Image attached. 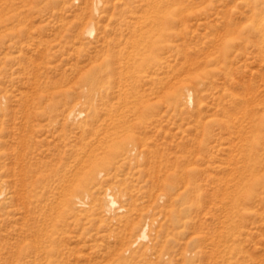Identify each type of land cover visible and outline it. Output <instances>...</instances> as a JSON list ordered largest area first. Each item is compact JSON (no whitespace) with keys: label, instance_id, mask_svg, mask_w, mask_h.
Wrapping results in <instances>:
<instances>
[{"label":"rangeland","instance_id":"374dc122","mask_svg":"<svg viewBox=\"0 0 264 264\" xmlns=\"http://www.w3.org/2000/svg\"><path fill=\"white\" fill-rule=\"evenodd\" d=\"M158 1L0 0V264H224V256L264 264V12L231 0L222 20L213 0H195L186 26L162 31L153 18ZM186 92L192 103L180 98ZM72 111L80 118H69ZM108 115L109 133L121 136L115 142L143 152L95 182L102 199L113 189L126 211H69L87 171L72 158L85 151L76 126ZM170 182L181 206L148 200ZM131 185L140 199L134 222L148 224L150 239L162 245L185 231L159 259L139 257L141 244L126 252L120 220ZM237 206L239 220L228 226ZM185 207L196 211L183 220L198 230L178 225L174 211ZM204 237L205 246L183 252ZM211 240L225 255L214 256Z\"/></svg>","mask_w":264,"mask_h":264},{"label":"bare ground","instance_id":"6f19581e","mask_svg":"<svg viewBox=\"0 0 264 264\" xmlns=\"http://www.w3.org/2000/svg\"><path fill=\"white\" fill-rule=\"evenodd\" d=\"M196 1L195 0H160L159 7H157V11L155 12L156 15H155V17L153 16L154 23H155V20H156L155 24L157 25V28H159L162 31L163 30L166 31V29H169V27L172 26V25L173 26H177V25L186 26L187 25V20L185 19V14H187L186 13L187 9L189 10V8L196 7L195 6L197 4ZM230 1L231 0H213L212 1V5H214L216 3L215 6H214V12H215L216 18H218V19L221 18L223 20V17H225L224 9H228L227 5H230V4H228ZM245 1L247 3L246 5L248 6L250 13H252V14L257 13L258 14L259 12H264V0H245ZM205 3L207 4V2H205ZM228 16H230V13L228 14ZM263 16H264V14H263ZM227 21H228V19L226 20L227 29L229 28V30H230L231 27H232V21H228V22ZM224 22H225V20H224ZM220 25H218V27H220ZM209 27H210V29L211 28H215L216 29L217 26L213 27V25H212V27L211 26H209ZM225 27H223V28H225ZM227 29L225 30V32L227 31ZM218 31H220V30H218ZM218 31L216 29V32H218ZM216 32H215L214 36L217 37V35H218V38H214L212 34H211L212 36L211 35L210 36L213 37L214 39H216L217 42L220 41L223 44L224 43L222 41L223 39L219 40V37L222 34L219 36L220 33L217 34ZM93 33H94V29L93 28L88 30V34L89 35H92ZM261 33H262V31H261ZM226 34L227 33H225L224 35L226 36ZM222 37H223V35L221 36V38ZM216 43L214 45H215V47L217 49L219 47L216 46L217 45ZM210 44L211 43H209V45ZM218 45H220V44H218ZM210 49H211V47H210ZM216 53H217V51H216ZM179 96H180L181 99L183 98V100L186 101V104H189V103L193 102V98H192L193 96H192V94H190V92H186L184 94L181 93V94H179ZM79 115H80V113L77 114L76 111H72V112H70L68 117L69 118H71V117L78 118ZM107 117L108 118H105V119L101 120L98 116H95L92 123L90 121H85L82 124L76 126L77 129L82 131L81 132V136L76 138V139L82 140L84 142L85 151H81V149L75 151L74 153H72V158H73V161L75 162V165H77V163L79 162L80 165L83 167V169H85V170L87 169V171H85L83 173L84 175L81 178L80 183L74 187V192L76 193V198L72 195V197H70L65 203L66 207H67V209H69V211L73 212L77 207H88L89 211L91 212V214H97V213H99V214H103V213L109 214V213L114 212L116 209H118L119 212H125L126 211V209L124 207V204H122L120 201L117 200V198L115 197V194L113 192V189H110V188L107 189V190H103L104 196L103 195L102 196H103V199L106 201V204L103 207V199L100 197L101 190H99V188L97 189V187L95 186V182H96L97 179H99V177H103V176L108 177L109 176L108 173L105 174V172L109 171V167L110 168H114L115 167V162L117 160L122 159L121 162H120V166H119V168L122 169V168H125L126 165H127V162L124 163L123 161H125V160L127 161L129 156L133 157V155L135 154V157L130 158L132 162L134 160H138L139 158L141 160L142 157H143V152L136 153V148H132V149L131 148H127L126 145L123 144L119 140H117L115 142V138H120L121 136H120L119 133L115 134L116 136H114V135L109 133V129H110L109 126H112L115 121L111 123V122H109L110 121L109 120V118H110L109 115ZM120 120H122V119H120ZM116 121H118V120H116ZM121 124H123V123H121ZM121 127H122V125H121ZM115 130H117V129H115ZM35 132H36V130L33 127L32 128V133H33L32 134V138L33 139H34V133ZM23 137H25V136H23ZM25 138H27V137H25ZM81 152H84V156H82ZM242 165L244 167V164H242ZM76 174L77 173H75V175L73 176L74 178L72 179V182L75 181ZM62 179L61 180L64 181L66 179V176H64ZM241 179H243V178H241ZM70 180H71V178H70ZM129 180H128V182H130ZM74 183L72 184V187H73ZM91 185H94V186L89 188ZM88 188H89V190H88ZM134 188H135V185H131L130 187H128L126 189L127 192L129 191V193H130V196L127 197V205L129 206V209L127 210L128 215H126L124 219L120 220V224L125 226L127 228V230L129 231L128 232L129 233L128 234L129 238H127L125 235H123L125 237H123V239H122V240L126 239V240H128L130 242L128 244V248H127L126 252L127 251H132L133 247H136L139 244H141V247L139 248L138 252H136V254H138L139 257L145 258L149 254H155V255H158L157 259H159L160 257H162L164 251L169 253L171 251V248L173 247V245L177 247V245H178L177 237L178 238L179 237H184L186 235L185 231L183 232L182 230H180L176 234L177 236H176L175 239H173L172 241H168V239H167L164 242V244H162V245L160 244L161 242H159V240H158L159 237H155L154 239H150V237L148 236V233H147V231L149 229L148 228V224L147 223H141V222L139 224H135V222H134V218L133 217H134V214L139 211L138 208H139V200H140L138 196L136 197L134 194H132V191L134 192ZM164 190L166 192L165 193L163 192L162 194H157V193L148 194V196H147L148 200L149 201H153V202H157L160 198H162V199H166L168 201V203H169L168 205L170 207L177 208L178 206H181L179 203H180L181 198L183 196L182 195H180V196L178 195L177 197H175L178 194V190H177V188H176V186H175V184L173 182L168 183L167 186L164 187ZM67 191H70V190H67ZM67 191L64 192V193L70 194V193H67ZM77 195H81V196L77 197ZM65 196H68V195H65ZM69 196H71V195H69ZM124 196H126V195H124ZM236 196H237V199H239V191H238V189L233 191L234 200H236ZM62 198L65 199L66 197H62V195H61V199ZM62 200H61V202H62ZM234 203L236 204V201ZM247 203H248V201L245 200L244 201V205L247 204ZM193 208L194 207H187V208L185 207V208H183L180 211H174L176 213L177 217H178V221H177L178 225L183 227L185 230L188 229V228L191 229L192 227H194V230L195 229L196 230L199 229L198 227L200 226V224L193 223V221H189V220H183V219H189V215H188L189 213H187V210H189L188 212H190V213H194L196 211ZM236 208L238 209L237 213L233 212L229 216L226 215V219H227L226 222H227L228 226L235 225L237 223V221L239 220V217L237 216V214L239 213V208H238V206ZM56 210H57V208H56ZM153 222H155V221H153ZM165 235H166L167 238H169L173 234L167 232V233H165ZM173 236L175 237V235H173ZM240 236H241L240 231H237V233L235 234V237L237 238V240L240 239ZM107 241H109V240H107ZM208 241H209V239L204 237V238L200 239L199 243L198 242H191V244L186 245V247L184 248L183 252L186 253L187 251H193L195 249V247H198V245L201 246V244L205 246L206 243H208ZM121 243H123V241ZM211 243H212V253L214 254V256H217V255H220V254L225 255V250L220 249L219 241L211 240ZM204 246H203L202 249H204ZM120 247H122V246H120ZM234 251H235V249L233 247L229 248V255L231 256V254H233ZM201 253H204V251L201 252ZM196 255H197V252H196ZM186 257H185V259H187ZM132 259H134V258H132ZM153 260H155V259H153ZM189 262H191L190 259H189ZM223 262H224V264H232L229 259H225V256L223 257Z\"/></svg>","mask_w":264,"mask_h":264}]
</instances>
